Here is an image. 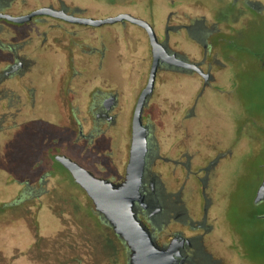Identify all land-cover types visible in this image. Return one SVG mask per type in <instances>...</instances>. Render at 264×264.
Wrapping results in <instances>:
<instances>
[{
	"label": "flooded vegetation",
	"instance_id": "obj_1",
	"mask_svg": "<svg viewBox=\"0 0 264 264\" xmlns=\"http://www.w3.org/2000/svg\"><path fill=\"white\" fill-rule=\"evenodd\" d=\"M18 6L15 8L12 0H0V12L12 15L49 6L79 17L105 18L126 12L151 23L166 54L158 59L141 110L148 150L144 198L137 204V212L156 238L155 230L163 223L165 237L157 238L163 246L178 238L181 244L174 264H264V209H260L264 207V47L256 51L245 34L247 21L239 24L243 17L264 15V0H215L211 5L201 0H170L162 26L130 10L91 14L86 7L65 0L31 6L21 1ZM131 28L136 34H130ZM123 31L133 37L129 45L136 50L131 55L135 65L121 66L116 61L122 56ZM141 44L144 49L137 51ZM153 61L146 28L128 19L96 25L50 13L35 14L23 22L0 17V190L8 187L11 194L0 199V215L9 211V204L21 206L26 199L37 201L48 193L53 170L46 167L45 155L36 156V162L31 163L32 177L21 178L14 153L21 143L20 134L32 128V115L39 107L40 116L45 113L52 120L49 124L57 126L53 102L63 107L61 119L68 117L69 123L77 120L76 141L85 143L82 154L93 146L96 154H102L105 149L95 147L96 140L117 145L121 134L124 143L117 153L122 148L128 155L120 177L96 173L90 163L71 151V135L61 137L66 141L64 147L58 144V136L40 134L39 142L55 147L51 156L59 162L55 155L65 153L98 176L114 181L124 178L132 121L149 84ZM250 63L258 74L259 81L254 83L262 94L258 99L239 93ZM132 69L140 79L125 111L121 81ZM74 84L80 90L76 98ZM73 106L78 112H73ZM154 107L162 108L159 116L169 127L163 148L155 141ZM165 150L167 154L161 153ZM258 155L262 158L254 181L247 184L246 167ZM113 160L116 165L118 160ZM158 161L178 169L171 183L174 189H168L154 169ZM94 162L100 164L101 160ZM119 162L123 163L122 157ZM240 178L241 189L250 188V220L230 212Z\"/></svg>",
	"mask_w": 264,
	"mask_h": 264
},
{
	"label": "rangeland",
	"instance_id": "obj_2",
	"mask_svg": "<svg viewBox=\"0 0 264 264\" xmlns=\"http://www.w3.org/2000/svg\"><path fill=\"white\" fill-rule=\"evenodd\" d=\"M11 1V0H10ZM24 1L27 5L38 4L39 2H48L50 0H12V4L18 9L19 2ZM82 5L87 8V12L91 14H108L117 13L119 10H130L132 13L142 15L144 17L153 18L157 26H162L167 12L169 11L170 0H65ZM180 0H176L179 2ZM206 5H211L215 0H201ZM177 7V6H176ZM20 9V8H19ZM218 11V10H217ZM247 21L245 34L255 44V50L260 52L264 47V15H258L255 18L243 17L239 19V24ZM114 27V26H112ZM136 34L134 28L130 29V34ZM120 41L121 57L116 60L121 66L135 65L132 62V53L135 48L129 45L133 42V37L125 34ZM26 35V34H25ZM107 35V34H106ZM112 38V37H111ZM27 39V36H25ZM258 39V40H257ZM89 47H87L88 49ZM144 48L141 44L137 47V51ZM140 53V52H139ZM114 64V63H113ZM249 69L242 81V87H239L240 96L245 94L246 98L258 99L262 94L255 90L254 83L259 81L253 64H249ZM114 67L117 68L114 64ZM129 74L121 85L124 87L125 105L124 110L127 111L130 97L133 94L134 87L139 81V74L136 69L129 70ZM243 85L245 88H243ZM74 97H79L80 90L77 84H74ZM176 91V90H175ZM177 94V93H176ZM243 97V96H242ZM51 109L56 111L57 119L52 126L50 120L45 113L40 116V107L37 113H32V128L27 127L20 134V141L15 148V164L16 172L19 177H32L33 161L36 162V156H44L46 159V167L49 166L53 170V176L49 182L48 193H44L40 200L35 201L32 198L26 199L24 205L9 204L6 211L0 215V264H125L127 262L128 248L124 242L115 233L111 225L106 222L95 210L92 199L87 195L85 190L77 184L70 174L64 169V166L57 162L51 154L56 150L51 144L39 142L40 134L47 135V138L58 136L69 138L71 135L70 149L76 155L80 156L90 163L96 173H114L118 177L124 173V164L127 158V149L121 148V155L117 153L118 146H123L120 134V140L117 145L108 144L103 139H97L95 147H101L105 150L102 154H96L95 148L90 147L87 153L82 154L83 145L85 143L77 142L78 123L73 119V123H69L68 117L64 121L63 107L54 106ZM46 109V107H45ZM49 109V108H48ZM74 113L78 112L76 106L72 107ZM161 107L152 109L154 123L157 125L155 133V141L163 148L167 146V134L169 127L167 122L163 121L159 116ZM45 111V110H44ZM50 114V113H48ZM47 120V122L45 121ZM67 126H66V125ZM85 127H88L87 124ZM87 129V128H86ZM119 129V128H118ZM36 135V138L35 136ZM59 145L64 144L62 139ZM62 141V142H61ZM170 151V150H169ZM123 153V154H122ZM167 154L165 152H161ZM170 153H172L170 151ZM14 156V155H13ZM109 156V157H108ZM116 165H112L114 158ZM122 157L123 163L120 164L119 158ZM258 155L256 159H250L246 170V183L252 184L254 174L258 169V161L261 160ZM101 160L100 164L94 160ZM109 159L112 163L109 162ZM108 163V164H107ZM154 169L161 173L162 179L166 182L168 189H174L172 180L178 169L173 164L164 161H158ZM243 180H238V189L233 192L232 204L230 212L238 216L240 219L250 220L249 210L252 209L249 200V189H241ZM176 187H178L176 185ZM3 189V190H2ZM0 190V199L8 198V187ZM188 192L185 191V194ZM8 194V195H7ZM185 199H188L186 197ZM190 207L191 202H187ZM261 210L264 207L260 208ZM166 229L163 223L155 230L158 240H163Z\"/></svg>",
	"mask_w": 264,
	"mask_h": 264
},
{
	"label": "water",
	"instance_id": "obj_3",
	"mask_svg": "<svg viewBox=\"0 0 264 264\" xmlns=\"http://www.w3.org/2000/svg\"><path fill=\"white\" fill-rule=\"evenodd\" d=\"M41 13H50L70 20L96 25L128 19L146 28L152 45L154 61L149 84L144 89L135 109L130 153L124 178L120 181H114L107 177L98 176L65 153H58L55 158L68 169L74 181L92 199L97 213L111 225L127 246V262L125 264H174L179 255L181 244L178 238H173L168 246H163L137 212V204L141 203L144 198L142 183L148 150V133L142 121L141 110L144 97L151 89L158 59L163 58L166 54L162 42L158 40L149 21L126 12L105 18L79 17L66 14L62 10H55L49 6H43L23 15L0 12V17L23 22L33 15Z\"/></svg>",
	"mask_w": 264,
	"mask_h": 264
}]
</instances>
